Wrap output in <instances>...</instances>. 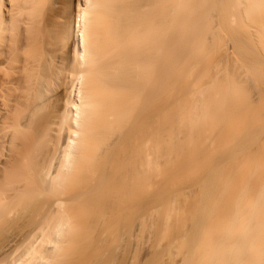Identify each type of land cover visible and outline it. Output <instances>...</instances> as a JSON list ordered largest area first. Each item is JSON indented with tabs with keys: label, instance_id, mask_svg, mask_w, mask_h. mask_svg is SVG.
I'll list each match as a JSON object with an SVG mask.
<instances>
[{
	"label": "bare ground",
	"instance_id": "6f19581e",
	"mask_svg": "<svg viewBox=\"0 0 264 264\" xmlns=\"http://www.w3.org/2000/svg\"><path fill=\"white\" fill-rule=\"evenodd\" d=\"M207 1L0 0V231L25 217L0 264H147L131 226L154 208L152 264H264V122L186 150L163 139L164 98L187 86L175 63L201 40ZM227 102L198 100L173 131L207 138ZM168 151L182 157L163 169Z\"/></svg>",
	"mask_w": 264,
	"mask_h": 264
},
{
	"label": "rangeland",
	"instance_id": "374dc122",
	"mask_svg": "<svg viewBox=\"0 0 264 264\" xmlns=\"http://www.w3.org/2000/svg\"><path fill=\"white\" fill-rule=\"evenodd\" d=\"M207 2L208 5H205L207 19L201 40L194 45L190 53L188 52L183 56L179 63H175L178 68L181 67L187 70L186 79H184V84L187 85L186 90L179 92L173 89L164 98L163 116H165V119L170 117L166 121L171 120L164 127V143L168 144V141L175 139L174 142L183 146L184 150L190 149L201 142H207L210 138L213 144L224 143L228 140L225 134L233 131V129L237 131L236 129L239 128L240 131V127L244 125V120L248 119V116L250 120L253 119L252 121L255 124L264 122V0H209ZM164 26L166 30L169 28V25L166 26L165 24ZM196 59H199L201 63ZM193 60L198 62L196 67H199L203 72L200 85L208 84L210 86L209 94L204 95V97H199L194 91L197 83L194 69L191 68ZM178 81L182 82V79H178ZM178 81H175L173 85H177ZM229 88L233 89V93H229V91H232ZM204 98L215 106H219L221 101L227 98V108L224 107L223 111L220 110V112H222L221 115L226 112L227 118L229 117L228 120L224 118V121H226H223L228 127L225 128L226 124L224 125L220 120L219 123L223 124V128H215L214 125L219 123L216 121L217 118L213 117V113L209 111L210 118L208 121L210 122H207L209 124V126L207 124V138H193L195 137L193 128H190V131L185 128V131L178 130L174 132L173 129L182 125L181 120L189 115L193 105ZM245 99L248 103L245 102ZM262 124L264 125V123ZM260 131L264 133V130ZM263 133H260L258 144H260V141L264 144ZM169 134H173L174 138L171 135L172 138L169 139ZM190 138L193 141L188 143ZM41 144H39L41 147H38L40 150H37L36 153L37 157L35 156L36 162L48 151V138ZM181 157L178 152L168 151L164 154L163 163L166 165H163L162 168L165 169L164 166H167L168 169L169 166L170 168L176 167ZM246 157L247 155L243 156L244 159ZM173 171V169L170 170V172ZM176 173L178 174V171L170 173V178L166 177L164 180H168L166 181L168 183L172 180V185H175V182L177 184L181 176H179L180 173L178 175ZM177 177L179 180H177ZM152 211L156 215L155 218L149 215L144 225L141 226L139 222H133L131 226L132 244L130 250L132 257L140 263L152 264L151 256L147 252L148 245L156 239H162L161 233L155 231L160 209L157 211L154 208ZM20 215L14 218L13 223L8 228L1 230L2 232L0 231V251L9 239L15 238L23 229L22 220L24 221L25 217L22 213ZM163 253V258L169 260L177 256L175 252L170 253L167 250H164Z\"/></svg>",
	"mask_w": 264,
	"mask_h": 264
}]
</instances>
